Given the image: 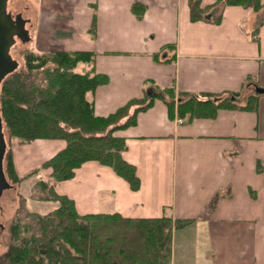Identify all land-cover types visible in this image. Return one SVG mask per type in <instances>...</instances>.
Returning a JSON list of instances; mask_svg holds the SVG:
<instances>
[{"label": "crops", "instance_id": "1", "mask_svg": "<svg viewBox=\"0 0 264 264\" xmlns=\"http://www.w3.org/2000/svg\"><path fill=\"white\" fill-rule=\"evenodd\" d=\"M23 1L28 14L19 13L39 53L95 54L96 71L109 78L89 95L99 116L152 94L155 86L241 92L238 105L254 94L258 109L223 107L215 118L183 123L155 99L135 125L114 133L126 140L122 155L137 168L138 190L95 160L73 178L56 180L42 164L66 147L64 139L17 140L9 148L15 170L34 156L41 178L74 200L80 214L196 219L174 232L172 264H264V93L256 91L264 87V7L201 0L204 17L195 20L191 0ZM137 2L146 6L142 19L132 10ZM157 52L161 61L153 58ZM88 67L80 63L78 70ZM217 193L222 196L209 211Z\"/></svg>", "mask_w": 264, "mask_h": 264}, {"label": "trees", "instance_id": "2", "mask_svg": "<svg viewBox=\"0 0 264 264\" xmlns=\"http://www.w3.org/2000/svg\"><path fill=\"white\" fill-rule=\"evenodd\" d=\"M218 2L255 10L264 7L261 0ZM200 3L201 0L190 1L195 20L204 17ZM132 10L142 19L146 6L137 2ZM153 58L161 61L160 52ZM94 61L95 54L89 51H29L26 66L8 75L0 86L2 117L10 138L25 142L39 138L67 141L64 149L42 164L58 181L73 178L83 163L95 160L111 166L133 190H138L141 181L137 168L122 155L126 140L114 133L135 125L138 113L151 107L157 98L167 104L170 118L177 116L183 123L200 117L215 118L223 107L258 109L254 94L238 105L241 92L196 94L177 91L174 86H155L152 94L146 91L142 98L131 99L114 113L99 116L89 95L108 83L109 78L96 71ZM80 63L89 67L80 71ZM250 81L247 79L245 86ZM5 159L7 177L17 183L21 177L14 168L10 149ZM39 183L49 192L43 199L57 205L46 213L30 212L25 220L13 223L4 255L9 264H172L174 232L196 221L170 216L127 218L118 212L80 214L74 200L55 192L43 179ZM221 196L217 193L213 197L209 211Z\"/></svg>", "mask_w": 264, "mask_h": 264}, {"label": "rangeland", "instance_id": "3", "mask_svg": "<svg viewBox=\"0 0 264 264\" xmlns=\"http://www.w3.org/2000/svg\"><path fill=\"white\" fill-rule=\"evenodd\" d=\"M8 9L14 15L20 14L19 9L23 10L24 14H28V11L24 8L23 0H9ZM61 15V12L52 14L53 16ZM23 15V14H21ZM34 51L39 53L33 43V40L24 41L17 39V42L11 48V54L19 62L18 70L26 66L25 56L27 52ZM5 135L9 148H15L18 146L17 140L22 144L29 143L23 140L10 138L7 129L5 128ZM36 163L34 156L28 159L20 161V168H16V173L21 179L17 183H13L10 179L11 186L7 189H3L0 193V264H9L5 260V253L8 250L11 241V227L14 222L18 220H25L30 212L37 211L40 213H46L51 211L57 203L43 199V197L49 192L44 190L39 181L41 178V169L33 166ZM6 170V159L4 161ZM35 169L38 171L32 173Z\"/></svg>", "mask_w": 264, "mask_h": 264}, {"label": "water", "instance_id": "4", "mask_svg": "<svg viewBox=\"0 0 264 264\" xmlns=\"http://www.w3.org/2000/svg\"><path fill=\"white\" fill-rule=\"evenodd\" d=\"M8 4L9 0H0V86L8 75L19 68V62L13 58L11 48L17 39L24 41L31 39L26 20L21 14L14 17L8 9ZM256 91L264 93V87L258 86ZM6 151L7 140L0 106V193L11 186L4 165Z\"/></svg>", "mask_w": 264, "mask_h": 264}, {"label": "flooded vegetation", "instance_id": "5", "mask_svg": "<svg viewBox=\"0 0 264 264\" xmlns=\"http://www.w3.org/2000/svg\"><path fill=\"white\" fill-rule=\"evenodd\" d=\"M14 15V14H13ZM16 15H14V17H15Z\"/></svg>", "mask_w": 264, "mask_h": 264}]
</instances>
